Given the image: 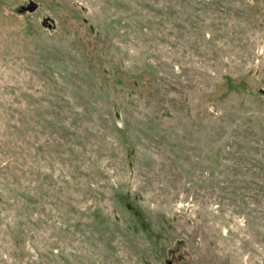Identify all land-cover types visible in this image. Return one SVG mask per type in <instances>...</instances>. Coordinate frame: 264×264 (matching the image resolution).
<instances>
[{
  "label": "rangeland",
  "instance_id": "374dc122",
  "mask_svg": "<svg viewBox=\"0 0 264 264\" xmlns=\"http://www.w3.org/2000/svg\"><path fill=\"white\" fill-rule=\"evenodd\" d=\"M18 156L0 264H264V0H0Z\"/></svg>",
  "mask_w": 264,
  "mask_h": 264
},
{
  "label": "trees",
  "instance_id": "16d2710c",
  "mask_svg": "<svg viewBox=\"0 0 264 264\" xmlns=\"http://www.w3.org/2000/svg\"><path fill=\"white\" fill-rule=\"evenodd\" d=\"M36 122H37L36 128H34V129H35L36 138L38 139L39 135L41 133L39 130V127H40L39 123L41 121L39 118H36ZM31 143H32L31 147L33 148V151H34V154L32 156L34 162L31 164L30 167H33L35 170H39V163H37V160L39 159L38 154L41 152H44V148L42 145H39V142L37 140L35 143L33 141H31ZM25 150H26V148H25ZM11 152H12V150H11ZM14 155L16 157V152H14ZM23 159H24V156H22V157L18 156L17 158H14L11 160H3L2 162H0V174H1L0 179L1 180H4V179L7 180L9 178V176L12 175L11 174L12 170L15 171V176H16V177H14L13 176L14 174H13L12 177L14 179H18V178L21 179L22 176L24 174H26V171L23 167L25 159H24V161H23Z\"/></svg>",
  "mask_w": 264,
  "mask_h": 264
},
{
  "label": "water",
  "instance_id": "95a60500",
  "mask_svg": "<svg viewBox=\"0 0 264 264\" xmlns=\"http://www.w3.org/2000/svg\"><path fill=\"white\" fill-rule=\"evenodd\" d=\"M36 8V3L34 2H30L28 3L27 5H22L19 7V11H24V10H29V11H32Z\"/></svg>",
  "mask_w": 264,
  "mask_h": 264
}]
</instances>
